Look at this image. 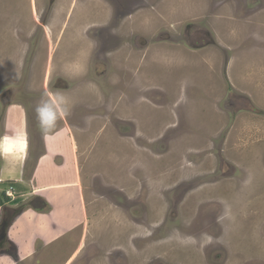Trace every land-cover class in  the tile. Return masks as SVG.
I'll return each instance as SVG.
<instances>
[{
	"label": "rangeland",
	"instance_id": "1",
	"mask_svg": "<svg viewBox=\"0 0 264 264\" xmlns=\"http://www.w3.org/2000/svg\"><path fill=\"white\" fill-rule=\"evenodd\" d=\"M23 140L9 232L45 243L5 264H264V0H0V152ZM45 176L75 228L66 190L30 207Z\"/></svg>",
	"mask_w": 264,
	"mask_h": 264
},
{
	"label": "crops",
	"instance_id": "2",
	"mask_svg": "<svg viewBox=\"0 0 264 264\" xmlns=\"http://www.w3.org/2000/svg\"><path fill=\"white\" fill-rule=\"evenodd\" d=\"M2 124L4 126L5 132H8V130L6 128V124H5L4 118H3ZM9 134H13L12 135L13 138L14 137H17L14 132H10ZM4 135H6V134H3V136ZM56 135L51 136V137H48V142H51V144H52V145H50V143H49V146H51L52 150L50 151L51 154H48V155L49 156L52 155L53 157H56V155L58 153L66 154V156H69V154H72L73 151L70 148L71 147L70 146L71 140H68V135L66 133L64 135L60 136V137H56ZM23 149L24 150L27 149L26 146H24V140L22 142L21 141H18V143L16 145H13V144L10 145V146H9V144L8 145H5L4 151L0 152V157L2 159L3 165H6L9 162V160H11L14 157H16L17 159H21L22 156H23V155L21 156L22 152L24 151ZM22 164H21V166H22ZM5 173H8L9 174L8 171H6ZM52 173L53 172H51V174ZM56 175H59L60 176L59 173H56ZM45 177L43 178L44 182L40 178V180L38 181V183L35 184V181L36 180L34 179L35 178L34 177L33 180L31 181V184L30 183L28 184V186L33 189V193L32 194H35L37 196L38 195L40 196L41 194H44V198H42V197L41 198L47 203V205L49 207H50V205H53V207H54V210L52 211V214L54 212L58 211L57 210L58 209L57 207H59V205L62 204V197L61 196H63V193H64L62 191H65L66 190L68 193H72L73 194V196L69 200H67L66 203L70 202L73 199L74 196H77L78 197L77 209L74 207V210L72 212H66V214H65L66 218L63 219L62 222H68L69 221V218L73 214H76L77 213L76 216H75V218H72L70 220V222L68 223V226L61 225V227H69L70 226L72 228H75V226L77 225V223L79 224V222L82 221V218L81 217H82V209H83V206H82V202H81V207L82 208H80V198L81 197L79 195V194H81L82 191L80 190V192H79V187H78V189L75 190L74 188H68L69 186L67 187L66 185H64V186L54 185V183L50 179H48L47 176H45ZM61 177L64 178V177H67V175L65 173H63V175ZM5 178H6V176H5ZM0 181H1V179H0ZM2 181L14 182V187L12 186L13 184H10V183H6V184H8L9 186H12V188L14 190L15 189L18 190V192L23 191L25 187L28 188L26 185H24L23 181L20 178V175H18V179L17 180H14V179H12V180L6 179V180H2ZM6 184H3L2 186L6 185ZM20 187H23V189H20ZM45 193H48L49 194V197L48 198H46ZM24 194H25V192H24ZM16 203H13V204L11 203V204L7 205V207L9 206L12 209L13 208H16L18 206V205H16ZM77 210H78V212H77ZM26 213H29L28 210L21 212V214L17 218H15L13 220L11 226L13 227L15 225V223L22 216H24ZM31 214H33V213H30V215ZM0 216H1V207H0ZM48 226H49V224H48ZM49 230H50V228H48V232H49ZM35 236H37L36 238H40V237H38V234L35 235ZM33 237L34 236H32L31 238H28V243L23 247V249H21V247L19 246V243H17V241H15V240H13L11 238L10 232H9V236H8L9 240L18 247V249H19V255H20V257L22 256L23 258H26L27 256H31V253L30 252H31L32 246H33V243H32V238ZM5 258L8 261V258L7 257H5ZM6 260L4 258H0V264H5V262H7Z\"/></svg>",
	"mask_w": 264,
	"mask_h": 264
},
{
	"label": "flooded vegetation",
	"instance_id": "3",
	"mask_svg": "<svg viewBox=\"0 0 264 264\" xmlns=\"http://www.w3.org/2000/svg\"><path fill=\"white\" fill-rule=\"evenodd\" d=\"M31 199V198H30ZM9 205V204H7ZM7 205L5 204L3 207H1V216H0V223H2V221H11V223L13 222V220L15 218H17L19 216V214H21V212L23 211L24 207L21 206V204H19L16 208H10L9 206L7 207ZM30 207L35 208V210H44L46 208L47 203L41 199L39 196L35 195L31 201L29 202ZM1 230V228H0ZM35 242H41V243H45V241L42 238H36ZM33 241V243H35ZM48 243V241H47ZM34 245L32 246V252H31V256L34 255V249H33ZM0 251L6 255V256H10L12 257L10 254L12 252H14V256L17 257L18 259L20 258L19 255V249L18 247L13 244L9 238H8V232L6 234V236L3 238L1 231H0ZM36 254V251H35ZM218 256H216L217 258Z\"/></svg>",
	"mask_w": 264,
	"mask_h": 264
},
{
	"label": "trees",
	"instance_id": "4",
	"mask_svg": "<svg viewBox=\"0 0 264 264\" xmlns=\"http://www.w3.org/2000/svg\"><path fill=\"white\" fill-rule=\"evenodd\" d=\"M5 186V185H4ZM11 186L7 187L10 188ZM15 199H12L11 197H8L5 195L4 191L0 192V207H3L5 204H13L16 203ZM20 215V214H19Z\"/></svg>",
	"mask_w": 264,
	"mask_h": 264
},
{
	"label": "water",
	"instance_id": "5",
	"mask_svg": "<svg viewBox=\"0 0 264 264\" xmlns=\"http://www.w3.org/2000/svg\"><path fill=\"white\" fill-rule=\"evenodd\" d=\"M12 223L11 221H2V223H0V228H1V234L2 237L4 238L7 234L8 231H10ZM9 235V234H8Z\"/></svg>",
	"mask_w": 264,
	"mask_h": 264
},
{
	"label": "built area",
	"instance_id": "6",
	"mask_svg": "<svg viewBox=\"0 0 264 264\" xmlns=\"http://www.w3.org/2000/svg\"><path fill=\"white\" fill-rule=\"evenodd\" d=\"M11 190H12V189H9V190L6 192V195L9 196V197H12Z\"/></svg>",
	"mask_w": 264,
	"mask_h": 264
},
{
	"label": "clouds",
	"instance_id": "7",
	"mask_svg": "<svg viewBox=\"0 0 264 264\" xmlns=\"http://www.w3.org/2000/svg\"><path fill=\"white\" fill-rule=\"evenodd\" d=\"M9 189H13L12 187L8 188ZM7 189L4 191L5 195H6V192L8 191ZM7 196V195H6ZM13 196V195H12ZM9 197V196H8ZM13 199V197H11ZM8 234H9V231H8ZM9 236V235H8Z\"/></svg>",
	"mask_w": 264,
	"mask_h": 264
},
{
	"label": "bare ground",
	"instance_id": "8",
	"mask_svg": "<svg viewBox=\"0 0 264 264\" xmlns=\"http://www.w3.org/2000/svg\"><path fill=\"white\" fill-rule=\"evenodd\" d=\"M157 136V135H156Z\"/></svg>",
	"mask_w": 264,
	"mask_h": 264
}]
</instances>
